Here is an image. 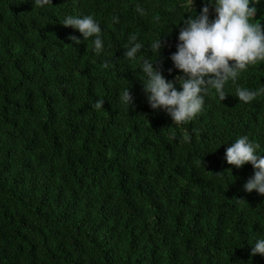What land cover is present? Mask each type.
Returning <instances> with one entry per match:
<instances>
[{
  "label": "trees",
  "instance_id": "1",
  "mask_svg": "<svg viewBox=\"0 0 264 264\" xmlns=\"http://www.w3.org/2000/svg\"><path fill=\"white\" fill-rule=\"evenodd\" d=\"M190 2L0 0V264H264L250 255L264 196L243 189L255 169L225 160L242 135L264 157V94L236 97L238 86L264 88V62L229 80L222 101L209 89L182 125L143 90L141 56L168 81L184 77L170 57L208 0ZM251 6L264 24V0ZM68 15L99 23V53L95 37L61 24ZM133 34L143 48L129 60Z\"/></svg>",
  "mask_w": 264,
  "mask_h": 264
},
{
  "label": "clouds",
  "instance_id": "2",
  "mask_svg": "<svg viewBox=\"0 0 264 264\" xmlns=\"http://www.w3.org/2000/svg\"><path fill=\"white\" fill-rule=\"evenodd\" d=\"M257 2L259 0H208L199 15H188L183 20L177 50L170 59L184 77L177 76L174 81H168L159 68L153 67L156 59L152 61L141 56L142 71L146 77L143 90L150 107L165 110L177 125L186 124L202 112L209 89H214L222 101L226 98L224 86L229 80L235 82L240 73L250 66L264 62V24L255 18L257 9L251 6ZM33 3L37 7H43L52 4V0H33ZM213 4L215 19L210 20L209 5ZM192 6L193 0L190 2V7ZM113 21L117 22V18L113 17ZM61 24L77 30L83 40L95 37V51L99 53L102 50L101 28L91 15H68ZM68 39L75 44L81 43L75 36H69ZM136 40L137 36L133 34L130 37L131 46L125 51L129 60L137 59L143 48V44L135 42ZM161 47L160 37L151 44L156 58ZM104 67H108L107 62ZM168 71L171 72V69ZM176 82L181 90H177ZM261 94H264V88H236V97L243 103H250ZM121 102L129 107L133 104L129 88L122 92ZM103 104L104 100L101 99L94 107L99 110L103 108ZM183 140L190 141L187 132L183 135ZM258 148V144L242 135L225 149V160L235 168L251 164L255 171L243 185V189L248 193L256 191L264 196V157L257 153ZM257 254L264 256V238L254 243L250 255Z\"/></svg>",
  "mask_w": 264,
  "mask_h": 264
}]
</instances>
